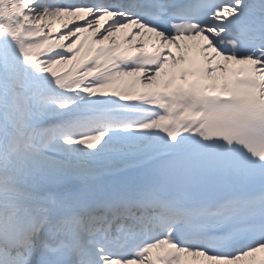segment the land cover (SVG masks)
Here are the masks:
<instances>
[{
	"label": "snow or ice",
	"instance_id": "obj_1",
	"mask_svg": "<svg viewBox=\"0 0 264 264\" xmlns=\"http://www.w3.org/2000/svg\"><path fill=\"white\" fill-rule=\"evenodd\" d=\"M0 264H264V0H0Z\"/></svg>",
	"mask_w": 264,
	"mask_h": 264
}]
</instances>
